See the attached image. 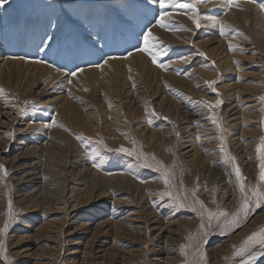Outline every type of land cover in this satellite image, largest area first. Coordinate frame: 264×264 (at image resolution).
I'll return each mask as SVG.
<instances>
[{
	"label": "rangeland",
	"instance_id": "1",
	"mask_svg": "<svg viewBox=\"0 0 264 264\" xmlns=\"http://www.w3.org/2000/svg\"><path fill=\"white\" fill-rule=\"evenodd\" d=\"M261 3L5 0L0 264H264L258 243L236 255L264 236Z\"/></svg>",
	"mask_w": 264,
	"mask_h": 264
},
{
	"label": "snow or ice",
	"instance_id": "2",
	"mask_svg": "<svg viewBox=\"0 0 264 264\" xmlns=\"http://www.w3.org/2000/svg\"><path fill=\"white\" fill-rule=\"evenodd\" d=\"M5 2V0H0V5H2ZM201 2V0H190V2L187 3H181L180 0H159L160 3V7L166 8L169 5L172 6H179L180 8H184V9H191L192 11L198 12V9L196 7V5ZM234 4V0H226V6H232ZM261 9H264V3L260 4ZM167 19H168V13L167 12H162L160 15V18L158 19L157 23L160 25V27L165 28L168 27L167 24ZM194 23H196L197 27H199V19L198 16L194 17ZM225 31V28L223 25H221V33L223 34ZM151 38V39H150ZM156 39L155 37H153L151 30H149L147 33L144 34L143 40H144V45H143V51L151 54L153 56V62H155V51H154V45L151 43V40ZM231 47V45H230ZM161 67H165L164 65H160ZM73 75H75V73H73ZM3 90L0 89V92H2ZM261 100H264V97L260 98ZM217 104L220 103V101L218 100L216 102ZM262 149H264V137L261 138V146L257 149L258 152H260ZM223 150V148L221 149ZM120 151H127V149H123L121 148ZM234 159V158H232ZM3 166H0V168H2ZM261 172H260V179L264 180V158H262L261 160ZM5 175H7V173H4ZM236 175L239 177L240 176V170L237 167L236 168ZM167 182V181H166ZM240 189L241 192L244 191V185L241 183L240 185ZM252 196L255 197L257 199V206L259 205V200L261 198H264V193L259 192L257 189H253L252 191ZM249 209V204L247 201H245L244 205H243V212L245 214V216L247 215ZM11 211V208H10ZM221 215H223V213H221ZM235 222V221H233ZM7 229V223L5 224V230ZM262 232H264V230H262ZM258 234L254 233L252 236H250L248 238V240L245 242V247H242L240 250H238L236 252L237 256H243L245 251H248L247 245L248 242H253V243H258L261 248H264V236H261L260 239H256ZM257 255H264V252H252L249 255V261L254 259L255 256ZM241 264H248L247 261H242Z\"/></svg>",
	"mask_w": 264,
	"mask_h": 264
},
{
	"label": "bare ground",
	"instance_id": "3",
	"mask_svg": "<svg viewBox=\"0 0 264 264\" xmlns=\"http://www.w3.org/2000/svg\"><path fill=\"white\" fill-rule=\"evenodd\" d=\"M153 5V4H152ZM239 5H241V4H239ZM154 6V5H153ZM159 11H160V9H159ZM185 14V13H184ZM184 18V17H183ZM1 19H2V17H1ZM159 19V18H158ZM205 22V21H204ZM91 29H93V27L91 26L90 28H88V31L89 30H91ZM140 29H142V26H138V24H136V30L139 32V30ZM153 29V28H152ZM151 29V30H152ZM95 30V29H94ZM148 30H149V28H148ZM8 31V27H6V28H4V29H2V31H1V39H0V46L1 45H5V46H7V44H6V41L8 40V39H11L10 38V36H8L7 35V32ZM97 31V30H96ZM141 31V30H140ZM153 31H155V30H153ZM156 31H157V29H156ZM152 32V31H151ZM158 32V31H157ZM24 33H25V31H24ZM154 33V32H153ZM159 33H161L160 32V30H159ZM155 34V33H154ZM163 34V33H162ZM144 36V35H143ZM99 41V40H98ZM144 41V40H143ZM48 43V42H47ZM47 43H45V44H47ZM76 43L77 44H79V41L78 40H76ZM75 43V46H73V52H71V54H68V56H65V55H63V54H57V57H58V59H60L59 61H60V63H61V67H63L62 69H64V68H68L69 66L68 65H76V64H78L80 61H84V57L80 54V48H81V46H77V44ZM113 47V46H112ZM139 48V47H138ZM155 48V47H154ZM104 49V48H103ZM109 49V48H108ZM113 50V49H112ZM123 51V50H122ZM115 52V51H114ZM130 52H132L131 50H130ZM136 52V51H135ZM136 55V54H135ZM138 55V54H137ZM114 56H116V55H114ZM128 56V55H127ZM142 56V55H141ZM87 58V57H86ZM102 58V57H101ZM126 58V57H125ZM131 58H132V56H131ZM2 59V58H1ZM5 59V58H4ZM11 59V57L9 58V62L12 60H10ZM21 59H23V58H21ZM106 60H107V58H105ZM128 59V58H127ZM143 59V58H142ZM3 60V59H2ZM8 60V59H7ZM18 60V59H17ZM24 60V59H23ZM30 60V62H31V59H29ZM105 60V61H106ZM141 60V59H140ZM16 61V60H15ZM112 61H113V59H112ZM111 61V62H112ZM115 61H117V60H115ZM121 61V60H120ZM124 61V60H123ZM130 61H131V59H130ZM134 61V60H133ZM132 61V62H133ZM138 61V60H137ZM12 62V61H11ZM18 62V61H17ZM25 62V61H24ZM54 62H56V60L54 61ZM108 62H109V60H108ZM114 62V61H113ZM142 62V61H141ZM23 63V62H22ZM36 63V62H35ZM58 63V62H57ZM107 63V62H106ZM105 63V64H106ZM114 63H116L117 64V62H114ZM125 63V62H124ZM127 63V62H126ZM131 63V62H130ZM130 63H129V65H130ZM140 63V62H139ZM8 64V63H7ZM10 64H13V63H10ZM27 64V63H26ZM33 64V63H32ZM56 64V63H55ZM59 64V63H58ZM111 64V63H110ZM109 64V65H110ZM113 64V63H112ZM37 65V64H36ZM104 65V64H103ZM102 65V66H103ZM108 64H107V66H109ZM113 65H115V64H113ZM112 65V66H113ZM119 65V64H118ZM41 67H43L42 66V64L40 65ZM106 66V65H105ZM115 66H117V65H115ZM123 66V65H122ZM131 66H133V65H131ZM37 67V66H36ZM104 67V66H103ZM111 67V66H110ZM118 67V66H117ZM134 67H137L136 65L134 66ZM40 68V67H39ZM46 68H47V66H46ZM49 68V67H48ZM83 68V67H82ZM105 68V67H104ZM121 68V67H120ZM42 69V68H41ZM49 69H51V68H49ZM81 69V68H80ZM113 69V68H112ZM68 70H70V69H68ZM82 70V69H81ZM80 70V72H82ZM85 70V69H84ZM51 71V70H50ZM52 71H54V70H52ZM86 71V70H85ZM84 71V72H85ZM95 71V70H94ZM42 72V71H41ZM59 72V71H58ZM79 72V73H80ZM83 72V73H84ZM88 72V71H87ZM89 72H91V71H89ZM55 73H56V71H55ZM77 73V72H76ZM79 73H78V75H79ZM54 74V73H53ZM52 74V75H53ZM61 74H63V76L65 75L64 73H62V72H59V74L58 75H61ZM88 74V73H87ZM73 75V74H72ZM71 75V76H72ZM77 75V76H78ZM84 76H86L85 77V79L87 78V75H85V74H83ZM128 75V74H127ZM8 76V75H7ZM76 76V77H77ZM83 76V77H84ZM129 76H131V75H129ZM56 77V76H55ZM58 77V76H57ZM60 77H62V76H60ZM75 77V76H74ZM75 77V78H76ZM125 77H127V76H125ZM73 78V77H72ZM74 78V79H75ZM129 78V77H128ZM132 78V77H131ZM126 79V78H125ZM130 79V78H129ZM58 80V79H57ZM61 80V79H60ZM125 81V80H124ZM120 82V81H119ZM123 82V81H122ZM126 82V81H125ZM122 86H123V84H122ZM119 88V87H118ZM136 88H137V86H136ZM188 98V97H187ZM185 99V98H184ZM185 101V100H184ZM183 100L181 101V102H184ZM185 102H187V101H185ZM184 102V103H185ZM187 105V104H186ZM184 106H185V104H184ZM179 106L177 105V104H175V114H174V116H176V114H178V110H180L179 108H178ZM181 114V113H180ZM186 114H188V113H186ZM187 116H184V118H186ZM186 120V119H185ZM77 152V151H76ZM79 153V152H78ZM69 154V153H68ZM74 154V153H73ZM75 155V154H74ZM73 157V156H72ZM76 157V156H75ZM87 165V164H86ZM93 171H95V170H93ZM94 173V172H93ZM96 173H94L93 175H95ZM119 175V174H118ZM96 176H98L97 174L94 176V177H96ZM100 176V175H99ZM122 176H125V175H122ZM101 182L103 183L104 182V180L105 179H107L108 181H117V180H121V179H124L123 177H120V175L119 176H116V175H109V176H104L103 174H101ZM99 177V178H100ZM152 187V186H151ZM106 192V191H105ZM56 193V192H55ZM104 193V192H103ZM103 193H101V194H103ZM58 194V193H57ZM106 194V193H105ZM65 197V196H64ZM112 197V196H111ZM62 200H63V198H62ZM64 201V200H63ZM68 206V205H67ZM74 210V209H73ZM161 251V250H160ZM163 253V252H162ZM159 254V253H158Z\"/></svg>",
	"mask_w": 264,
	"mask_h": 264
}]
</instances>
